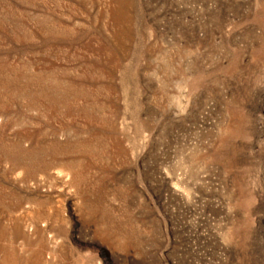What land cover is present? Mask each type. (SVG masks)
<instances>
[{
    "label": "rangeland",
    "instance_id": "374dc122",
    "mask_svg": "<svg viewBox=\"0 0 264 264\" xmlns=\"http://www.w3.org/2000/svg\"><path fill=\"white\" fill-rule=\"evenodd\" d=\"M0 264H264V0H0Z\"/></svg>",
    "mask_w": 264,
    "mask_h": 264
}]
</instances>
